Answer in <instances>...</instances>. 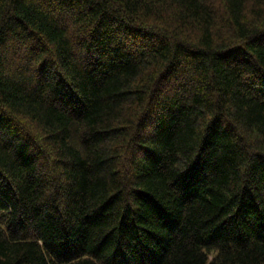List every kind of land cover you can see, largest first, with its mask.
<instances>
[{
    "label": "trees",
    "instance_id": "16d2710c",
    "mask_svg": "<svg viewBox=\"0 0 264 264\" xmlns=\"http://www.w3.org/2000/svg\"><path fill=\"white\" fill-rule=\"evenodd\" d=\"M0 264H264V0H0Z\"/></svg>",
    "mask_w": 264,
    "mask_h": 264
},
{
    "label": "rangeland",
    "instance_id": "374dc122",
    "mask_svg": "<svg viewBox=\"0 0 264 264\" xmlns=\"http://www.w3.org/2000/svg\"><path fill=\"white\" fill-rule=\"evenodd\" d=\"M57 207V206H56Z\"/></svg>",
    "mask_w": 264,
    "mask_h": 264
}]
</instances>
